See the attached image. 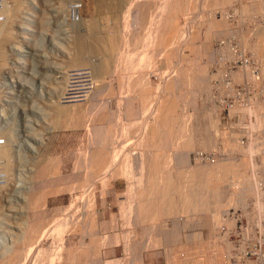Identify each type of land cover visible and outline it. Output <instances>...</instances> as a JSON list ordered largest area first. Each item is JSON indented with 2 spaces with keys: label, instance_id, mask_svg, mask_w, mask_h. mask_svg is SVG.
Wrapping results in <instances>:
<instances>
[{
  "label": "rangeland",
  "instance_id": "1",
  "mask_svg": "<svg viewBox=\"0 0 264 264\" xmlns=\"http://www.w3.org/2000/svg\"><path fill=\"white\" fill-rule=\"evenodd\" d=\"M4 1L6 8L3 12L6 15V20L0 23V139L5 144L4 148L8 150L3 149L5 150L3 162L8 163L6 167L9 170L7 173L10 180L7 178V182L0 186L1 263L7 264L11 261L10 259H14V263L17 261L19 264H227L228 234L225 233L226 238H223L220 227L223 224H231L232 220L224 218L225 212L235 205L245 209L250 200L255 202L254 207H258L260 210H263L264 207L262 190L264 187V98H259L253 90L254 95L250 101L253 103L249 102L247 106L248 111L254 114L253 122L249 125L252 134L249 142L244 146L238 142L237 135L233 131L227 130L229 129L227 126L231 122L225 121L227 111H222L223 106L217 102L222 99L216 95L215 84L212 83V69L216 62V66H218V62L225 59L217 55L220 49H217L216 53L218 43L223 42L222 50L225 53L226 48L241 50L251 59L254 55L259 65V76L254 78L251 73H248L246 78L257 89H264V0ZM174 2L177 3L176 6ZM169 4L173 9H181L177 23L178 27H181V33L182 30L185 33L177 34L180 38H176V36L172 38L171 34L167 33L169 27L165 25V19H170L169 11L172 9ZM167 8L170 9L167 11L170 17L165 14ZM217 20L219 23H216ZM163 26H167L166 29ZM142 53L144 55L146 53L149 57L147 63L144 62L145 60L137 63V57ZM195 54L199 55V60L193 63H197L196 67L204 65L207 81L205 80L204 83L197 86L198 88L190 87L194 90H187L189 86H183L188 84L187 79L181 76L183 80L179 77V81L175 77L180 74L178 72L183 69L182 66L186 67L187 59L195 57ZM105 59L111 61L109 62L112 63L111 67H117L119 72H123L126 76L118 72L124 77L119 79L117 74H108L105 78V81H108L105 84L110 83L108 84L110 87H104L107 90L102 89L104 91L102 93L100 90V94L97 96L95 90L101 72L98 67ZM193 63L189 62V64ZM227 64L229 65L226 59L224 65ZM123 69L125 70L123 71ZM132 70L133 73H131ZM162 72L165 75L160 74ZM183 72L185 73V71ZM213 72L215 73L214 70ZM239 72L240 70H236L231 73L232 82L242 78ZM109 75L118 77L120 82L123 79L126 83L130 80L131 86L127 84V89L124 88L125 83L120 84L118 79L111 78ZM127 75L133 78L129 79ZM137 75L141 76L138 78ZM219 75L220 73L217 72V77ZM134 77L138 78V82ZM132 79L133 81H131ZM175 79L178 83L172 89L170 86L168 89L171 90H168L167 85H171ZM114 80L122 86H118L116 82H113ZM118 87H122V90L124 88V93L127 91L128 94L120 95L122 90L120 88V92H116L119 91ZM176 87L179 89L176 90ZM144 88H147L146 90L151 93V96H148L151 98L149 101H145L147 96L144 97V94L147 93L142 91ZM230 89L226 87L221 90V93ZM166 91L167 93L173 92H169L171 94L168 95ZM112 92H115V97L111 95ZM138 92L142 97L135 99L134 95L139 96ZM236 96L237 94L231 95V98ZM262 96L264 97V93ZM143 97L145 102H143ZM160 100L165 104V101L168 100L171 104L170 100H172V105L176 107L175 109L173 107L172 110L177 109L173 116H180L179 119L184 118L185 121L175 117L172 124L173 132L171 131L168 135L170 138L164 143L162 140V144L160 142L158 145H161L158 148H166V152L170 150L166 156L168 155L167 158L170 157L171 160L174 159L169 161L172 163V169L176 170L173 175L179 177L178 173L184 174L183 176L182 173L180 174L181 179L173 176V179L170 180L168 189L172 194L170 196L169 193L168 204L167 201H163V204L165 203L172 209L169 207L170 212L167 213L158 210L163 215L156 212L157 210H153L155 208L150 205V200L146 197L149 195L143 197V195L137 194L138 197L147 198L145 203L149 200L148 204L151 207L149 206L150 208L147 209L153 210L150 212L151 215L148 210L139 208L138 202L144 199L141 197L138 199L135 192L140 191L139 186L141 189L147 187L145 188L147 192L149 186L146 185L149 181L150 185H153L151 182L153 179L149 177L148 180V176L145 175L144 178L148 181L144 182L143 178L142 183L141 181L137 182L138 186H135L137 188L132 190L130 184L133 180L130 182L131 179H129L132 175L123 173L126 172L123 168L127 165L122 164L129 163L131 165L129 160V157H132L131 153L134 156L139 151L147 153L148 150L149 156H153V151H150L149 147L140 145L141 141L137 138V132L141 135V121L143 123L147 113L149 116L152 114L153 105H157V101L160 103ZM223 101L226 105L227 97H224ZM142 102L144 103L143 107L148 106V103L152 105L149 109L151 114L147 112L148 110L146 114L142 113L146 110L145 107H142L143 111H141L139 103ZM155 102L156 104H154ZM123 105L125 108L128 106L129 111ZM136 105H139V112H135L138 108L133 109ZM165 111L160 113H165ZM173 116L171 114L170 119ZM176 119L177 122L174 123ZM132 122L141 125V127L137 128V125H133ZM111 123L116 127L113 130L115 131L114 135L112 132L113 137L111 136L110 139L114 141L116 138V146L120 145L117 147L119 154L116 153L120 158L119 167H115L112 172L103 176L107 179L100 178L99 181L97 176L96 180L92 179L94 183H87L85 187L82 182L84 181L82 180L83 171L87 166L85 163L89 159L91 160L93 155L94 157L97 155L96 151L92 150L95 144L93 141L97 140L96 135L100 133L101 127L105 128ZM134 129L140 130L134 131ZM97 130L99 133L96 132ZM163 130L166 131L164 128L160 129L161 132H164ZM158 137L161 138V135ZM135 138L136 140H134ZM160 138L158 139L160 140ZM162 138L167 139V135H162ZM136 141L139 142V145H136ZM163 144H166V147ZM156 147L154 145V148ZM95 149L98 152L96 146ZM120 150L122 151L120 152ZM89 152H92V155ZM180 155L183 161L179 159ZM126 159L129 160L127 163ZM169 162L167 163L170 164ZM218 162L219 175L228 178L222 185L225 188V196L221 200L220 213L212 216L211 212H206L204 209L199 211L200 207L198 210H194L197 208L192 201L195 202L196 199L192 198V195L189 200L193 203L194 208H192V204L188 208L185 201L182 200L184 199L182 194H179L180 190L186 189L192 194L193 184L196 182L197 186L192 189L201 187V181L203 182L206 177L201 175V178L196 179L198 181L193 179L192 181L191 174L195 170L193 168L203 171L212 167L209 165ZM109 165L106 163L107 167L105 168L108 169ZM173 165L177 167L174 168ZM131 166H135L134 162ZM190 168L191 170L188 172L190 171L191 174L189 175V172L187 177L185 169ZM185 177L186 181H184ZM188 178L193 183L189 181L192 185L189 184ZM80 179L84 186L80 183ZM261 181L262 183L256 186ZM78 185L81 186L80 189ZM171 199L174 201V205H171ZM133 200V207L130 209ZM199 201L197 202L200 203ZM137 204L139 211L136 208ZM140 209L142 216L145 215L143 211H147L146 218L141 217L146 220L145 223L139 218L141 216ZM133 210H136L135 213L138 215L133 213ZM131 211L134 214L132 216ZM222 212L224 214L221 221ZM35 213H37L36 216H34ZM71 213L74 215L73 217ZM87 215L94 218L96 224L92 231L89 228L88 230L81 229V224H83L81 219ZM32 216L34 219L39 218L38 221L58 219L55 221L58 224L56 227L59 228L54 230V234L52 233L47 239H43L39 248L35 247L36 250L32 248L31 251L29 249L33 247L32 242L35 245V241L41 235L40 229H33L30 225V222L35 221ZM149 216L150 220H148ZM72 221L76 225L79 221L81 224L72 227ZM28 223L32 229L27 225ZM75 226L76 228H74ZM35 233L40 234L37 236ZM189 249L191 252L194 249L199 252L198 260L189 257L190 260L194 259L195 263H189L185 260L187 257H183ZM33 250L35 251L33 252ZM15 251L18 252V256ZM30 255H33V258L35 256L32 261ZM108 261L109 263H107Z\"/></svg>",
  "mask_w": 264,
  "mask_h": 264
},
{
  "label": "bare ground",
  "instance_id": "2",
  "mask_svg": "<svg viewBox=\"0 0 264 264\" xmlns=\"http://www.w3.org/2000/svg\"><path fill=\"white\" fill-rule=\"evenodd\" d=\"M169 2V1H168ZM228 2H230V1H228ZM171 3V2H170ZM179 3V2H178ZM166 4V3H165ZM173 4V3H172ZM174 4H175V2H174ZM177 4V3H176ZM176 4H175V6H176ZM169 6H170V9L172 8V6L169 4ZM179 6V5H178ZM175 8V7H174ZM178 8V7H177ZM168 9V8H167ZM168 9V10H166V15H169L168 17H170V14H171V17H170V19H165V18H167V17H165L164 19H165V25H167L169 28H168V30H169V32H167V33H170L171 34V36H172V38H174L175 36H176V38L177 37H179V35H183L184 33H183V30H182V33H181V27L179 28L178 27V21H177V18H179L180 16V14H181V9ZM170 10V11H169ZM68 11V10H67ZM167 11H169L170 12V14H167V13H169V12H167ZM247 11V10H246ZM82 12V11H81ZM228 14V13H227ZM207 18V17H206ZM187 19V18H186ZM179 20V19H178ZM164 21V20H163ZM189 21V20H188ZM218 22V20L216 21V23ZM180 23V22H179ZM203 23V22H202ZM207 23V22H206ZM213 23V21L211 22V24ZM219 23V22H218ZM205 24V23H204ZM184 25H186V24H184ZM213 25V24H212ZM167 26H163L165 29H166V27ZM189 26V25H188ZM157 27V26H156ZM209 27V26H208ZM214 27H215V24H214ZM182 28H184V27H182ZM210 28H212V27H210ZM204 29V28H203ZM157 30V29H156ZM163 30V29H162ZM167 30V31H168ZM212 30V29H211ZM186 31H187V29H186ZM157 32V31H156ZM165 33H166V31H165ZM177 34H179L178 36H177ZM206 35V34H205ZM161 36V35H160ZM163 36V35H162ZM174 36V37H173ZM186 36V35H185ZM200 36V35H199ZM209 36H211V34H209ZM167 37V36H166ZM166 37H164V38H166ZM183 37V36H182ZM206 37H207V35H206ZM158 38V37H157ZM168 38V37H167ZM180 38V37H179ZM194 38V37H193ZM198 38V37H197ZM210 38V37H209ZM186 39H189V38H186ZM191 39V38H190ZM168 40V39H167ZM194 40H197V39H194ZM194 40H190V41H194ZM162 41V40H161ZM181 41V40H180ZM164 42V41H163ZM176 42H178L177 41V39H176ZM195 42V41H194ZM188 43H189V41H188ZM187 43V44H188ZM191 43V42H190ZM167 44V43H166ZM184 44V43H183ZM186 44V43H185ZM169 45V44H168ZM175 46V45H174ZM262 48V47H261ZM174 49V48H173ZM188 49V48H187ZM168 50V49H167ZM165 51V50H164ZM170 52V51H169ZM182 53V52H181ZM193 53V52H192ZM196 53V52H195ZM190 54H191V52H190ZM196 54H198V53H196ZM196 54H195V57H193V58H186L187 59V63H186V67L184 68L183 66H182V68L183 69H181V70H179V72L178 73H180V74H177V77H175V78H177L179 81H180V78L182 79V77L181 76H183V78L185 77L186 79H187V83H185V84H187V85H183V86H189V88H187V90L188 89H191V90H194V89H192V88H190V87H193V86H195V88L197 87V86H199L200 84H202V83H204L205 82V80H206V74H205V68H204V65H200V66H198V67H196L197 66V63H193V62H195V61H198L199 60V55H197L196 56ZM188 55V54H187ZM193 55V54H192ZM112 56V55H111ZM158 56V55H157ZM119 57V56H118ZM185 57H186V55H185ZM109 58V57H108ZM138 62L137 63H140L139 61H142V60H145L144 62L145 63H147L148 61H147V58L149 59V57H147V54L145 53V55L142 53V54H140L138 57ZM117 59V58H116ZM114 61V60H113ZM147 61V62H146ZM170 61V60H169ZM191 61V63H193V64H189V62ZM109 62H111V61H109V60H106L105 59V61H103V62H101L102 64H101V66L100 67H98L99 69H100V75H99V78H98V85H97V89L98 88H100L98 91H97V89L95 90L96 92H95V94L97 95V96H99V94H100V90H101V93L102 92H104V91H102V89H105V88H107V86L108 87H110V85H108V84H110V83H108V84H105L106 83V81H108V80H106L105 81V78H107L106 76L108 75V74H117V76L119 77V79H121L120 77H122V75L124 74L123 72H121V73H123L122 75H120L121 73L119 72V70L117 69V67L115 68L114 66H112V67H114V68H112L111 67V65L110 64H112V63H109ZM150 62H151V60H150ZM184 62V61H183ZM181 64V63H180ZM114 65V64H113ZM138 65H140V64H138ZM142 65V64H141ZM146 65V64H145ZM193 65V66H192ZM116 66H118V65H116ZM133 68V67H132ZM138 68V67H137ZM171 69V68H170ZM121 70V69H120ZM125 69H123V71H124ZM135 70V69H134ZM143 70V69H142ZM177 70V69H176ZM127 71V70H126ZM125 71V72H126ZM148 71V70H147ZM164 71V70H163ZM173 71V70H172ZM183 71H185V73L183 72ZM97 72V71H96ZM120 74H119V73ZM165 72H166V70H165ZM127 73V72H126ZM131 73H133V70H132V72ZM147 73V72H146ZM175 73V72H174ZM135 74V73H134ZM160 74H163V75H165L164 74V72H162V73H160ZM120 75V76H119ZM171 75V74H170ZM109 76H111V78H115V77H112L113 75H109ZM124 76H126V74H124ZM133 76V75H132ZM141 76V75H140ZM139 75H137V77L139 78L140 77ZM144 76V75H143ZM175 76H176V74H175ZM118 77L117 78H115V79H118ZM127 77H128V75H127ZM136 77V78H137ZM180 77V78H179ZM122 78H124V77H122ZM129 79L130 78H133V77H128ZM127 78V79H128ZM135 77H134V79L135 80H137V82H138V78L136 79ZM143 78V77H142ZM144 78H145V76H144ZM172 78V77H171ZM95 79V78H94ZM119 79H118V82H120L119 81ZM177 79H175L174 81L175 82H173V83H171V85H167V83H166V85H167V89L171 86V89H172V87L173 86H175L176 85V83H178V82H176V80ZM93 80V79H92ZM111 80V79H110ZM134 80V81H135ZM173 80V79H172ZM183 80V79H182ZM185 80V79H184ZM125 81V79H123V81L122 82H120V84L121 83H125V85L123 84V86H125L124 88H126L127 89V84H130L129 82H130V80H128V82L126 83V82H124ZM127 81V80H126ZM131 81H133V79L131 80ZM139 81H140V79H139ZM145 81V80H144ZM186 81V80H185ZM207 81V80H206ZM93 82V81H92ZM110 82H112V81H110ZM113 82H116L117 83V81L116 80H114ZM136 82V81H135ZM134 82V83H135ZM136 82V83H137ZM165 82H167V81H165ZM184 82V81H183ZM134 83H133V85H134ZM142 83H143V81H142ZM112 84V83H111ZM120 84H118L117 83V85L119 86ZM140 84V83H139ZM142 85V84H141ZM166 85H164V86H166ZM113 86V85H112ZM120 86H122V85H120ZM130 86H131V84H130ZM129 86V87H130ZM105 87V88H104ZM134 87H136V86H134ZM112 88V87H111ZM119 88V91H116V92H120V88H121V90H122V87H118ZM123 88V92L121 91V93H119L120 95L121 94H125V93H127V91H125V93H124V89ZM138 88V87H137ZM136 88V89H137ZM159 88V87H158ZM185 88V89H186ZM198 88V87H197ZM114 89V88H113ZM133 89V88H132ZM147 88H144V90H142L143 92H145V93H149L148 95L146 94H144V97L145 96H147L146 97V99L143 97V102H145V101H149L150 99L148 98V96L151 94L150 93V91H147L146 90ZM171 89H168V90H171ZM176 90L177 89H179V88H175ZM183 89H184V87H183ZM105 90H107V89H105ZM111 90V89H110ZM135 90V89H134ZM134 90H133V92H134ZM173 90H174V88H173ZM186 90V91H187ZM191 90H189V91H191ZM197 90V89H196ZM195 90V91H196ZM108 91H109V89H108ZM188 91V92H189ZM130 92V91H129ZM139 92H141V91H139ZM138 92V93H139ZM164 92H165V89H164ZM169 92H173V91H169ZM167 93V91H166V93L169 95V94H171V93ZM107 93H109V92H107ZM111 93V92H110ZM115 93V92H114ZM114 93L112 92V94L111 95H113L114 96ZM131 93V92H130ZM136 93V92H135ZM142 93V92H141ZM191 93V92H190ZM189 93V94H190ZM91 94V93H90ZM128 94V93H127ZM187 94V93H186ZM185 94V95H186ZM101 95H103V94H101ZM109 95V94H108ZM131 95V94H130ZM174 95H176V94H174ZM90 96V95H89ZM97 96H95V97H97ZM106 96V95H105ZM125 96V95H124ZM129 96V95H128ZM127 96V97H128ZM132 97H133V95H131ZM135 96V99L138 97H142V95L139 93V96L137 95H134ZM151 96V95H150ZM171 96V95H170ZM190 96V95H189ZM102 97V96H101ZM100 97V98H101ZM108 97V96H107ZM110 97V96H109ZM115 97V96H114ZM117 97V96H116ZM173 97V96H172ZM66 98H69V97H67L66 96ZM129 98H131V97H129ZM166 98H168V97H166ZM165 98V99H166ZM177 98V97H176ZM182 98H183V96H182ZM144 99H145V101H144ZM148 99V100H147ZM158 99V98H157ZM175 99V98H174ZM88 100V99H87ZM132 100V99H131ZM140 101H142V99H140ZM152 101H153V99H152ZM155 101V100H154ZM169 101V100H168ZM168 101H165L166 102V104L163 102V101H161L160 100V103H159V101H157V105H153V107L155 106V108H153L152 107V109L151 110H153V112H152V114H151V112H150V108H151V101H150V103H148V106L147 105H145L144 107L146 108V110H142L144 107L142 106V105H144V103L142 102V103H139V105H141V106H139V105H136L135 107H133V109H137L138 108V106L139 107H141L140 109H141V111H143L142 113H147V112H149L151 115L149 116V114L147 113L146 114V116L143 114V116H145L144 118L145 119H143L142 117H140V118H142L143 119V123H142V121H141V124H142V127H141V125L139 126V125H137V123H135V124H133V122H132V124L133 125H137V128L138 127H141L140 129H138V130H136V129H134V131L136 130V131H139L140 130V133H141V131H142V133H141V135L140 134H138L139 132H137V138L139 139V141H141L140 142V145L141 144H143L142 146L143 147H146L147 146V148L149 147V150L151 151H153V156L152 155H150L149 156V154H148V150H147V153H146V151H144L145 152V154H143L144 152H138V154H135L134 156H133V154L131 153V156L132 157H129V160L131 161V165H132V162H134V165L135 166H131V165H129V163L128 164H122V165H127L126 167H124V166H121L123 169H125V171L126 172H123V173H127V175H132V176H130V178L129 179H131V181L130 182H132V180H133V182L130 184V186H131V189L132 190H134V188H137V187H135L136 185L138 186V183L137 182H139L140 183V181H141V183H142V181H143V178H144V176L145 175H147L148 176V180H149V177H150V179L152 178L153 179V181L151 180V182H152V184L153 185H150V181L148 182V185H146V186H149V190H147V192H146V189L145 188H147V187H145L143 190L145 191H143L142 189H141V187L139 186V190L140 191H137V193L135 192V195L138 197V195H143V197L144 196H146V195H149V196H146V197H148V199L150 200H147L146 201V203H145V200L147 199V198H142V196H139V197H141L142 199H144V200H141V198H140V200H141V202L139 201L138 203H139V208H142V210H144V209H146V210H148V212L150 213L151 211H153V210H157L156 212H159L158 210H161V211H163V212H165V213H167V212H170L169 210L170 209H172L170 206V209H169V207H167L166 206V204L164 205L163 204V201H167V204H168V200L170 199L169 198V193H170V196H171V192L169 191L170 189H168V188H170V180H172L173 179V173L176 171H174L172 168V163H170L172 160H174V159H172L171 160V158L170 157H168L167 158V156H166V153L167 154H169L170 152V150L168 151V152H166L165 151V149H163L164 147H162V149L161 148H158V147H160V146H158L159 144H160V142L162 141L163 143H164V141L165 140H167L168 141V139L170 138L168 135H170V132L172 131V128H173V126H172V124H173V120H174V118L176 117H174L173 116V114H174V111L176 112V110H174L176 107H175V105H172L173 103V101L172 100H170L171 101V104H170V102H168ZM175 101V100H174ZM86 102V101H85ZM129 102V101H128ZM136 102V101H135ZM167 102H168V104H167ZM61 103V102H60ZM80 103H82V102H80ZM108 103V102H107ZM178 103V102H177ZM69 104V103H68ZM127 104V103H126ZM146 104H147V102H146ZM154 104H156V102L154 103ZM170 104V105H169ZM175 104V103H174ZM65 105V104H64ZM116 105V104H115ZM130 106L129 107H131V104H129ZM178 105V104H177ZM111 107V106H110ZM123 107H124V105H123ZM129 107L128 106H126V110H128L129 111ZM143 107V108H142ZM174 107V109L172 110V108ZM119 108V107H118ZM121 108V107H120ZM179 108V107H178ZM184 109H185V107H184ZM183 109V110H184ZM113 110V109H112ZM116 110V109H115ZM124 110V109H123ZM138 110V111H137ZM135 112H139V108L137 109ZM148 110V111H147ZM163 110H166L165 111V113L163 112V113H160V112H162ZM118 111V110H117ZM131 111V110H130ZM133 111V110H132ZM147 111V112H146ZM107 112V111H106ZM110 112V111H109ZM114 112V111H113ZM134 112V111H133ZM172 112V113H171ZM180 112H183V111H180ZM120 113H122V112H120ZM126 113V112H125ZM172 114V116L173 117H171V119H172V122H170V116H171V114ZM187 113V112H186ZM110 114V113H109ZM113 114V113H112ZM128 114V113H127ZM140 114V113H139ZM177 114H179L180 115V113H178L177 112ZM176 114V115H177ZM181 114H183V115H185L184 113H181ZM104 115H105V113H104ZM123 115V114H122ZM110 117L112 116L111 114L109 115ZM121 116V115H120ZM137 116V115H136ZM114 117V116H113ZM183 117H185V116H183ZM112 118V117H111ZM118 118H119V115H118ZM117 118V119H118ZM176 118H180V116H177ZM182 118V117H181ZM116 119V120H117ZM109 120H110V118H109ZM138 120V119H137ZM179 120H181V121H184V118L183 119H179ZM178 120V121H179ZM113 121V120H112ZM140 121V120H139ZM138 121V122H139ZM181 121H179V122H181ZM177 122V119H176V121H174V123H176ZM178 122V123H179ZM185 122V121H184ZM110 123V122H109ZM183 123V122H182ZM188 123V122H187ZM113 123H111V125H112ZM139 124V123H138ZM108 125V124H107ZM108 125V126H106L105 128H102L101 127V130L98 132V130L96 131V132H98L99 134H97L96 136V138H97V140L96 141H93V140H91V141H93L95 144H94V146L92 147V148H94V149H92L97 155H95V157H94V155H93V157L91 158V160L89 159L88 160V162L87 163H85V164H87V166H86V168H85V170L83 171V179L82 180H84V181H82L84 184H85V187H86V184L87 183H94V178L95 177H97V179H99V181H100V178H106V177H103V176H106V175H108V172H112L113 170H114V168L115 167H117L118 166V163H119V161H120V158H119V156L118 155H116V153H118L117 151V147H120V145L119 146H116V144H117V141H115V139L114 138H112V139H114V141H115V143H114V141L113 140H111L110 139V137L112 136L111 135V133L113 132V135H114V132L115 131H113V130H115V127L112 125ZM179 125V124H178ZM186 125V124H185ZM128 126V125H127ZM132 126V125H131ZM180 126V125H179ZM112 129H111V128ZM113 127H114V129H113ZM133 127V126H132ZM162 128H164V129H166V131H164V132H161L160 131V129H162ZM177 128H179V127H177ZM125 129V128H124ZM131 129V128H130ZM174 129V128H173ZM184 129V128H183ZM133 130V129H132ZM177 130H179V129H177ZM180 130H182V129H180ZM193 130V129H192ZM160 131V132H159ZM187 131V130H186ZM95 132V131H94ZM130 132V131H129ZM173 132V131H172ZM180 133V132H179ZM94 134V133H93ZM139 135H140V137H139ZM158 135L160 136L161 135V138L160 137H158ZM162 135H167V139H163L162 138ZM178 135V134H177ZM93 136V135H92ZM119 136V135H118ZM133 136H134V134H133ZM113 137V136H112ZM127 137V136H126ZM157 137V138H156ZM178 137V136H177ZM176 137V138H177ZM92 138H94V137H92ZM131 138V137H130ZM156 138V139H155ZM158 138H160V140L158 139ZM3 139V138H2ZM134 140H136V138L134 139ZM182 140V139H181ZM195 140V139H194ZM179 141V140H178ZM184 141V140H183ZM122 142V141H121ZM162 142H161V144H162ZM176 142V141H175ZM188 142H190V141H188ZM92 143V142H91ZM136 143V145L139 143V142H135ZM167 143H169V142H167ZM186 143V142H185ZM175 144V143H174ZM93 145V144H92ZM139 145V144H138ZM154 145L155 146H157L156 148H154ZM164 146L166 145V144H163ZM4 146H5V144H3V146H2V155L0 156V158H2V161H3V158H4V155H5V150L6 151H8L7 150V148L5 149L4 148ZM95 146L97 147V149H98V152H97V150L95 149ZM187 146V145H186ZM166 147V146H165ZM167 148H168V146H167ZM3 149H5V150H3ZM132 149V148H131ZM145 149V148H144ZM171 149V148H170ZM134 150V149H133ZM132 150V151H133ZM138 150V149H137ZM174 150V149H173ZM179 150V149H178ZM89 151H91L90 149H89ZM122 150H120V152H121ZM129 151V150H128ZM176 151V150H175ZM93 152V153H94ZM124 152V151H123ZM134 152V151H133ZM137 152V151H136ZM156 153V155L154 156V154ZM165 152V153H164ZM126 153V152H125ZM150 153V152H149ZM180 153V152H179ZM10 154V153H9ZM89 154H91L92 155V152L90 153L89 152ZM119 154V153H118ZM152 154V153H151ZM177 155V154H176ZM182 155V154H181ZM181 155H180V157H181ZM6 156H7V152H6ZM5 156V157H6ZM9 156V155H8ZM166 156V157H165ZM179 156V155H178ZM125 157H126V155H125ZM167 158V159H165V158ZM173 157V156H172ZM179 157V159L181 160V161H183V158L181 157L180 158ZM119 158V159H118ZM175 158V157H174ZM122 159V158H121ZM104 160V161H103ZM128 159H126L125 160V162L127 163L128 161H129ZM168 160V161H167ZM179 160V161H180ZM170 161V162H169ZM187 161V160H186ZM84 162H86V161H84ZM167 162H169L170 164H168ZM185 162V161H184ZM106 163H108V164H110L108 167V169H106L105 167H107L106 166ZM136 163V164H135ZM8 164V163H7ZM5 162H3L2 163V167H3V169H4V171H5V173H6V179L9 177L8 176V173H7V170H8V168L6 167V165H7ZM121 164H119V165H121ZM218 164H219V162L218 163H216V164H212V165H209V166H212V167H210V168H208L207 170H203L202 171V169L199 171L198 169H196V168H193V173L191 174V172L189 173L188 172V170H191V168L190 169H185V170H187V177H188V173H189V175L191 174V177H193V178H191V180L193 179V180H195V181H198V180H196L197 178H201L200 176L201 175H203V176H206L205 178H204V180H203V182L201 181V187H197V188H193L192 189V187H196L197 185V183L195 182V184H193L192 182H191V180H189V178H188V182L190 181L192 184H193V186L191 187V183L189 182V184H191V185H189L190 187H191V192H192V194H190L186 189H184L183 191L182 190H180L181 192L179 193V194H182L181 196H183V198L184 199H182V200H184L185 202V205L188 207V208H190L191 207V204H192V208H194V205H193V203H195V208H197V209H194V210H198L199 209V207H200V209H199V211L201 210V209H204L206 212L207 211H209V212H211L210 214L213 216V215H215V214H218V213H220L219 211H220V207H221V200H222V198H223V196H225V188H223V183L226 181V180H228V178L226 177V176H221V175H219V173H218ZM112 165V166H111ZM137 165V166H136ZM177 165V164H176ZM175 165V166H176ZM82 166V165H81ZM174 166V165H173ZM175 166H174V168H175ZM119 167V166H118ZM177 167V166H176ZM121 168V169H122ZM132 168H136V169H132ZM183 168H184V166H183ZM187 168V167H186ZM82 169V168H81ZM123 169H122V171H123ZM200 169V168H199ZM204 169H205V167H204ZM178 171H179V169H177ZM9 171V170H8ZM106 171V172H105ZM116 171V170H115ZM183 171H184V169H183ZM232 172H233V170H231ZM185 172V171H184ZM10 173V172H9ZM176 173H178V172H176ZM182 173V172H181ZM180 173V174H181ZM186 173V172H185ZM201 173V174H200ZM235 173V172H234ZM233 173V174H234ZM111 174V173H110ZM113 174H114V172H113ZM180 174L178 173V175H179V177H180ZM183 174L184 173H182L181 175L183 176ZM10 175V174H9ZM82 175V174H81ZM176 175V174H175ZM227 175V174H226ZM229 175V174H228ZM227 175V176H228ZM177 176V175H176ZM176 176H174V177H176ZM108 177V176H107ZM124 177V176H123ZM137 177V178H136ZM178 177V176H177ZM176 177V178H177ZM178 177V178H179ZM233 177V176H232ZM81 179H80V183H82L81 182ZM93 179V180H92ZM107 179V178H106ZM180 179H181V177H180ZM183 179V178H182ZM8 180H10L9 178H8ZM90 180H92V181H90ZM95 180H96V178H95ZM103 180V179H102ZM148 180H145V178H144V182L145 181H148ZM192 180V181H193ZM90 181V182H89ZM173 181H175V180H173ZM176 181H177V179H176ZM183 181V180H182ZM184 181H186V177H185V179H184ZM183 181V182H184ZM243 181V180H242ZM76 183V182H75ZM74 183V184H75ZM78 183H79V181H78ZM79 183V184H80ZM82 183V184H83ZM103 183V182H102ZM147 183V182H146ZM145 183V184H146ZM176 183V182H175ZM178 183V182H177ZM200 183V182H199ZM198 183V184H199ZM84 184H83V186H84ZM104 184H105V182H104ZM144 184V183H143ZM180 184V183H179ZM183 184V183H182ZM103 185V184H102ZM172 185V184H171ZM184 185V184H183ZM187 185V184H186ZM72 187H73V185H71ZM141 186H143L142 184H141ZM145 186V185H144ZM151 186V187H150ZM169 186V187H168ZM174 186V185H173ZM172 186V187H173ZM180 186V185H179ZM249 186V185H248ZM75 187H77V186H75ZM129 187V186H128ZM183 187V186H182ZM181 187V188H182ZM184 187H185V185H184ZM5 188V187H4ZM70 188V187H69ZM68 188V189H69ZM78 188L80 189L81 188V186L79 187V185H78ZM179 188V187H178ZM186 188V187H185ZM187 188H188V190H190L189 189V187H188V185H187ZM245 188V187H244ZM78 189V190H79ZM92 189V188H91ZM177 189V188H176ZM180 189V188H179ZM248 189V188H247ZM72 190H73V188H72ZM74 190H75V188H74ZM257 190V189H256ZM129 191H131V190H129ZM142 191V192H141ZM185 191V192H184ZM247 191V190H246ZM254 191V190H253ZM133 193V192H132ZM229 193V192H228ZM138 194V195H137ZM257 194V193H256ZM192 195V198H194V199H196L195 200V202L194 201H192L193 203H191L190 202V200H191V198H190V196ZM212 195V196H211ZM234 195V194H233ZM123 196V195H122ZM210 196V197H209ZM226 196H227V194H226ZM228 196H230V195H228ZM137 197H136V199H137ZM139 197H138V199H139ZM173 198V197H172ZM199 198L202 200H200L199 201ZM232 198V197H231ZM234 198V197H233ZM190 199V200H189ZM205 199V200H204ZM233 200V199H232ZM138 201V200H137ZM148 201H149V203H150V205L151 206H153L155 209H153V210H150L149 211V209H147V208H150L151 206L148 204ZM197 201H199L200 203H198ZM34 202H36V201H34ZM33 202V203H34ZM38 202V201H37ZM36 202V203H37ZM125 203H126V201H124ZM131 202V201H130ZM133 202H134V200L132 201V203H131V206H130V209H131V207H133ZM171 205L173 204V200L171 199ZM36 203H35V205H36ZM129 203V202H128ZM146 205H145V204ZM176 203H177V201H176ZM181 203H183V202H181ZM124 204V203H123ZM135 204V203H134ZM178 204V203H177ZM34 205V208L36 207ZM129 205V204H128ZM141 205V206H140ZM170 205V204H169ZM174 205V204H173ZM181 205V204H180ZM147 206V207H146ZM150 206V207H149ZM182 206H184V205H182ZM135 207V206H134ZM138 207V204H137V206H136V208ZM175 207H177V206H175ZM181 207V206H180ZM32 208H33V206H32ZM95 208V207H94ZM128 208V207H127ZM126 208V209H127ZM135 208V209H136ZM139 208H137L138 209V211H139ZM174 208V207H173ZM177 209V208H176ZM254 209H256V210H260L258 207H254ZM73 210V209H72ZM123 210V209H122ZM143 211L144 213L143 214H145V215H143L142 216V211H141V209H140V220L142 219L141 217H143L144 219L146 218L145 216H146V212L147 211ZM175 210V209H174ZM192 210V209H191ZM193 210V211H194ZM204 210H203V212H204ZM125 211V210H124ZM134 212L133 213H135V211L136 210H133ZM137 211V212H138ZM159 212V214L161 213L162 214V212ZM179 211V210H178ZM185 211V210H184ZM198 211V212H199ZM41 212V211H40ZM129 212H130V210H129ZM132 213V211H131V216L132 215H134ZM153 213V212H152ZM202 213V212H201ZM36 214L37 213H35V215L34 216H36ZM38 214H39V212H38ZM42 214V213H41ZM72 214V213H71ZM129 214V215H130ZM135 214H137L138 215V213H135ZM151 214V213H150ZM157 214V213H156ZM172 214H173V212H172ZM176 214V213H175ZM203 214V213H202ZM86 215V214H85ZM149 215V214H148ZM147 215V216H148ZM152 215V214H151ZM163 215V214H162ZM161 215V216H162ZM164 215H166V214H164ZM168 215H169V213H168ZM204 216H205V214H203ZM210 215V216H211ZM71 216V215H70ZM74 215L72 214V217H73ZM82 216V215H81ZM126 216H127V214H126ZM131 216H130V218H131ZM136 216V215H135ZM134 216V217H135ZM154 216H156V215H154ZM154 216H152V217H154ZM159 216V215H158ZM157 216V217H158ZM167 216V215H166ZM172 216V215H171ZM183 216V215H182ZM33 217V216H32ZM31 217V218H32ZM85 217V218H84ZM125 217V216H124ZM137 217V216H136ZM203 217V216H202ZM35 218H37V217H35ZM68 218H69V216H68ZM83 218L84 219H81V221H82V223L83 224H81L80 223V221L78 222V224L77 225H82V228L81 229H84V230H88V228L92 231L94 228H95V221H94V218H92L91 216H88L87 215V217L86 216H83ZM150 216H149V219L148 220H150ZM160 218V217H159ZM206 218V217H205ZM216 218H217V215H216ZM219 218V217H218ZM33 220H35L34 222H30V225H31V227L33 228V229H40L39 231H41L40 233H41V235H39V234H37V233H35V235H39L38 236V239H37V241H35L36 242V244L34 245V242H32V245H33V247H31L29 250H31L32 251V248L33 249H35V247H38L39 248V246L42 244V242H43V239H47L50 235H52V233L54 232V230H57L59 227H56V226H58V224L56 223V221L58 220H52V221H47V220H43V219H41L40 221H38V219L39 218H37V219H34V217L32 218ZM70 219V218H69ZM78 219V218H77ZM124 219V218H123ZM154 219V218H153ZM208 219V218H207ZM134 220V219H133ZM138 220V219H137ZM139 220V221H140ZM143 220V219H142ZM211 220V219H210ZM29 221V220H28ZM134 221H136V220H134ZM133 221V222H134ZM144 221H146V220H143L142 222L143 223H145ZM156 221V220H155ZM188 221V220H187ZM208 221V220H207ZM60 222V221H59ZM73 222V221H72ZM76 222V221H75ZM141 222V221H140ZM149 222H151V221H149ZM149 222H147V223H149ZM69 223H71V222H69ZM77 223V222H76ZM80 223V224H79ZM130 223V222H129ZM139 223V222H138ZM146 223V224H147ZM220 223V222H219ZM21 224V223H20ZM72 224V227L74 226V225H76L74 222L73 223H71ZM127 224V223H126ZM125 224V225H126ZM132 224V223H131ZM130 224V225H131ZM137 224V223H136ZM151 224V223H150ZM156 224V223H155ZM29 227H30V225H29V223L27 224ZM26 225V226H27ZM70 225V224H69ZM76 225V226H77ZM153 225V224H152ZM151 225V226H152ZM15 226V225H14ZM71 226V225H70ZM76 226L74 227V228H76ZM124 226V225H123ZM133 226V225H132ZM131 226V227H132ZM28 227V229H30ZM72 227H69V228H72ZM81 227V226H80ZM126 227V226H125ZM129 227V226H128ZM144 227H148V226H144ZM31 228V229H32ZM63 228V227H62ZM97 228V227H96ZM153 228V227H152ZM30 229V230H31ZM63 229H65V228H63ZM78 229H79V227H78ZM77 229V230H78ZM136 229V228H135ZM23 230V229H22ZM84 230H82V231H84ZM123 230V229H122ZM140 230V229H139ZM19 231V230H18ZM57 232V231H56ZM75 232V231H74ZM95 232V231H94ZM82 233H84V232H82ZM54 234V233H53ZM65 234V233H64ZM116 234V233H115ZM129 234V233H128ZM133 234V233H132ZM32 235H34V234H32ZM96 235H98V234H96ZM100 236V235H99ZM99 236H98V238H99ZM35 238H37L36 236H34ZM118 237V236H117ZM94 239V238H93ZM95 239H96V237H95ZM100 239H102V238H100ZM100 239H98V240H100ZM109 239H110V237H109ZM113 239V238H112ZM133 239V238H132ZM188 239V238H187ZM31 240H32V237H31ZM30 240V241H31ZM33 240H35V239H33ZM104 240H105V237H104ZM117 240V239H116ZM64 241V240H63ZM83 241V240H82ZM92 241V240H91ZM1 242V241H0ZM19 242V241H18ZM130 242V241H129ZM149 242V241H148ZM90 243H92V242H90ZM110 243V242H109ZM105 244H108V243H105ZM2 245V244H1ZM31 245V246H32ZM129 246V245H128ZM7 248V247H6ZM55 248V247H54ZM74 248V247H73ZM78 248V247H77ZM82 248V247H81ZM99 248V247H98ZM149 248V247H148ZM184 249V248H183ZM5 250V249H4ZM36 250V249H35ZM35 250H33V252L35 251ZM82 250V249H81ZM186 250V249H185ZM192 250V249H191ZM8 251V250H7ZM20 251V250H19ZM23 251V250H22ZM40 251V250H39ZM56 251V250H55ZM80 251V250H79ZM88 251V250H87ZM182 251V250H181ZM4 253H6L5 251H3ZM21 252V251H20ZM25 252V251H24ZM30 252V251H29ZM32 252V253H33ZM91 252V251H90ZM186 252V251H185ZM15 253H16V255L18 254V252H16L15 251ZM22 253V252H21ZM76 253V252H75ZM78 253V252H77ZM87 253H89V252H87ZM86 253V254H87ZM93 253V252H92ZM97 253V252H96ZM13 254H14V251H13ZM71 254H72V252H71ZM85 254V256H87ZM98 255H100L99 253H97ZM182 254V253H181ZM3 255V254H2ZM16 255H13L14 257H16ZM191 255V256H190ZM18 256V255H17ZM20 256V255H19ZM29 256V255H28ZM88 256H90V254H88ZM91 256H93V255H91ZM96 256V255H95ZM94 256V257H95ZM127 256V255H126ZM13 257V258H14ZM32 257V258H31ZM52 257H54V255H52ZM74 257V256H73ZM93 257V258H94ZM183 257H187L185 260L186 261H188L189 263L190 262H196L194 259H196V260H198V257H199V252L197 251V250H193L192 252L190 251V249L189 250H187V253L186 254H184V256ZM189 257H193L194 259L193 260H190V258ZM30 258H31V261H32V259H34L35 258V256H34V258H33V255L31 256L30 255ZM86 258V257H85ZM96 258H98V256H96ZM126 258V257H125ZM129 258V257H128ZM19 259V258H18ZM27 259H29L28 257H27ZM86 259H89V258H86ZM132 259V258H131ZM11 260V261H10ZM9 261L10 262H8L9 264H13L14 262H15V260L13 259H10ZM108 260V259H107ZM99 262H100V260H98ZM109 261H110V259H109ZM109 261L107 262V263H109ZM113 261V260H112ZM126 261H127V259H126ZM111 262V261H110ZM116 262V261H115ZM120 262V261H119ZM7 263V264H8ZM16 263H17V261H16ZM16 263H14V264H16ZM25 263V262H24ZM0 264H2L1 263V261H0ZM4 264H6V263H4ZM17 264H19V263H17ZM30 264V263H29ZM199 264V263H198Z\"/></svg>",
  "mask_w": 264,
  "mask_h": 264
},
{
  "label": "built area",
  "instance_id": "3",
  "mask_svg": "<svg viewBox=\"0 0 264 264\" xmlns=\"http://www.w3.org/2000/svg\"><path fill=\"white\" fill-rule=\"evenodd\" d=\"M5 5V1L0 0V23L6 20V15L3 12L6 8ZM223 46V42H219L216 48V53L217 49H220L217 55L225 59L218 62V66H216V62L213 67L212 83L215 84L216 95L222 99L217 100V102L223 106L222 111H227L225 121L231 122L229 126H227L229 129H224L233 131L237 135L238 142L246 146L252 134L249 125L253 122L254 118V114L248 111L247 106L255 92L258 94L259 98H264L262 96L264 89H257L254 87L246 78V75L251 73L254 78L258 77L260 72L259 65L253 54V59H251L245 52L237 49L225 48V53L222 50ZM226 59L229 65H224ZM236 70H240L239 73H241L242 78L238 79L236 82H232L231 73ZM217 72L220 73L219 77H217ZM260 78H262V76H260ZM226 87L231 89L224 90L221 93V90ZM234 94H237V96L231 98V95ZM224 97H227L226 105L223 101ZM252 103L253 102H250V104ZM254 104H256V102H254ZM252 138H254V136H252ZM2 146L3 141L0 139V156L2 155ZM2 163V158H0V186H3L7 182ZM254 163H256L255 160ZM260 183H262V181L258 182L256 186L260 185ZM262 190L264 193V187ZM254 194H256V192H254ZM260 200H262V198H260ZM254 204L255 202L250 200L245 209L235 205L231 206L225 212L224 218L232 220L231 224H223L220 227L223 238H226L225 233L228 234L229 255L227 264H264V207L263 210H256L254 209ZM223 214L224 212L221 214V221L223 219Z\"/></svg>",
  "mask_w": 264,
  "mask_h": 264
}]
</instances>
